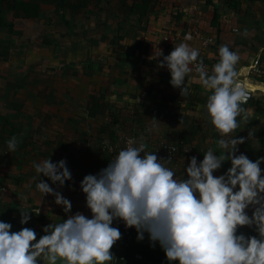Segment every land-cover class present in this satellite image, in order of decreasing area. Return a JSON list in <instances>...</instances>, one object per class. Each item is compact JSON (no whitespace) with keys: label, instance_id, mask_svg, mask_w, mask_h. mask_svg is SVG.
<instances>
[{"label":"crops","instance_id":"1","mask_svg":"<svg viewBox=\"0 0 264 264\" xmlns=\"http://www.w3.org/2000/svg\"><path fill=\"white\" fill-rule=\"evenodd\" d=\"M19 1L35 5V19L40 26L45 23L65 25L67 30L22 34L21 27H30L32 19L13 9L9 2L11 14L20 18L9 21L4 15V20L11 27L1 28L0 35L6 31L11 39L21 34L29 39L40 36L39 41L42 42H65L67 51H72L68 64L62 68L60 60H50L51 54L46 53L45 47V51H38V56L48 58L47 64L37 68V71L43 70L37 80L0 82V90L6 89L5 93L0 91V117L5 121V126L0 123V187L5 189L6 197L3 199L0 193V220L10 222L11 231H18L21 227L34 229L38 239L43 234L42 227L52 220L59 222L77 211L91 217L79 182L84 175L95 174L107 166L110 157L104 151V145L134 133L142 135L151 149L162 139L170 142L173 140L171 137L183 134L171 132L175 131V125L181 126L183 119L181 114L173 115L172 112L173 108L180 109L186 105L187 96L183 98L179 89L170 85L168 70L157 67V60L152 56L155 47L167 55L175 44L181 42L201 48L197 39L184 40L188 31L195 27L196 7L201 0ZM220 1L206 0V6L200 5L201 15L212 9L211 19L215 25L218 18L214 19V11L217 10L218 16L222 13L216 8ZM200 32L211 36L203 30ZM170 35L177 41L168 45L163 37ZM214 37L215 44L200 53L209 68L219 60L218 47L227 43L219 33ZM4 38L8 40V37ZM0 50L6 55V60L14 59L11 46L0 44ZM259 51L252 60L264 57V47ZM30 55L27 52L23 56ZM246 56L244 53L240 56L241 63L247 59ZM251 62L240 65L239 73L247 76ZM11 67L17 72H30L29 65ZM192 75L195 74H189L188 79L189 91H203L198 80L191 79ZM248 79L251 80L248 77L245 80ZM252 81L247 83L259 89L263 86ZM152 118L161 124L158 131L148 132L146 129ZM12 136L17 139V147L10 153L5 141ZM191 156H196L198 161L203 159L200 151L192 155L182 154L167 166L179 173L184 161L186 166ZM44 158L53 162L63 158L67 162L72 180L66 181L64 187L52 185L47 177L41 178L69 199L72 208L68 214L63 212V206L54 203L51 194H46L40 205V193L35 190V180L31 179L37 175L32 164ZM214 175L218 174L215 172ZM19 207L33 211L25 225L19 223ZM112 226L121 232V238L110 249L116 258L113 264H168L159 244L150 247L147 233L143 241H138L134 227L126 228L122 221H114ZM238 232L257 235L247 226L239 228Z\"/></svg>","mask_w":264,"mask_h":264},{"label":"clouds","instance_id":"2","mask_svg":"<svg viewBox=\"0 0 264 264\" xmlns=\"http://www.w3.org/2000/svg\"><path fill=\"white\" fill-rule=\"evenodd\" d=\"M191 39L190 33L184 37ZM218 56L209 69L200 50L185 42L175 44L167 55L155 47L152 56L157 67L168 70L170 85L182 97L189 95V74H195L191 79L198 80L206 93L205 116L219 134L215 150L208 147L199 161L191 156L178 173L167 166L172 155L158 158L156 151L146 150L143 136L129 138L106 167L79 182L90 218L80 211L68 214L69 199L41 178L64 187L72 180L66 160L34 161L37 175L31 179L40 193V205L51 194L68 215L44 225L38 239L34 229L11 231L12 224L0 220V264H113L116 258L110 249L121 238L114 221L134 227L138 241L147 233L150 247L159 244L168 264H264V170L260 167L264 156L253 161L239 152L245 137L235 134L250 121L244 105L252 97L251 86L240 78L237 51L222 44ZM160 124L149 119L146 131H158ZM254 138L251 128L247 139ZM5 144L8 152H14L16 137ZM224 162H230V167L214 175ZM0 193L6 199L3 187ZM19 211V223L25 225L33 211L21 207ZM244 226L257 235L238 232Z\"/></svg>","mask_w":264,"mask_h":264},{"label":"rangeland","instance_id":"3","mask_svg":"<svg viewBox=\"0 0 264 264\" xmlns=\"http://www.w3.org/2000/svg\"><path fill=\"white\" fill-rule=\"evenodd\" d=\"M199 1L200 0L193 2ZM204 1L206 2V0H201L198 3L199 5L196 7L198 15L196 20L194 18L195 21H193L195 26L194 29L198 28L199 30H203V32L209 33V35H211L214 39H216L214 35L219 33L224 38H226L225 41H227V43L225 44H228L230 49L237 51L240 56L243 53L246 54L247 59L242 61V63L239 60L236 65L239 71L241 67L240 65H244L249 60L251 62L253 55L260 52L259 50L264 47V0H222L217 2L216 8L220 9L222 13L219 15L220 18L218 16L216 25L211 19L212 9H207L206 12L204 11L203 15L200 14V5L206 6ZM3 7L4 15H7L9 21L10 19L14 20L20 18V16L17 14L16 16L11 14L10 11L12 10H10L11 6L9 3L5 4L3 1ZM31 21L32 25L30 27L19 26L22 28L20 30L22 34L26 32L28 34L31 33L37 35L39 32L42 34L44 30L46 32H55V30L59 31V29L67 30L65 25H47L45 23V25L41 24L42 26H40L37 19H32ZM200 21H202V25L200 24ZM93 31L97 30L93 29ZM2 34L3 35H0V44L3 46L7 45L8 48L11 46L14 59L10 57L6 60V55L4 53L2 54L0 50V82L5 83L11 80L22 79H28L32 81L37 80L38 77H40L43 73L42 69L37 71V68L40 67L39 65H46L48 59L46 57L43 58L42 55H40V57L38 56V51L40 50L45 51L47 49L46 53L50 52L51 54L50 60L54 58L56 60H60L62 68L65 66V64H68L70 60L72 51H67L68 47L65 46L68 44H65V42H60L57 40H48L49 42H42L39 41V38H41L40 36L39 38L30 37L31 39H29L26 37L27 35L22 34L11 39L9 38V35L6 33V31ZM4 37H8V40H5ZM49 39H51V37H49ZM217 40L220 42L218 38ZM214 44L215 42L210 47H212ZM55 47H57V49ZM54 49L56 51H53ZM27 52H30L32 55L29 57L23 56L26 55ZM21 64L29 65L30 72H27V74L21 71L17 72L11 67L14 65L16 68V66H21ZM48 65L51 66L50 64ZM66 71H68V69H66ZM240 74L241 73H239V75ZM240 78L245 80L246 75L241 74ZM250 81L251 80L249 79L247 80V82ZM0 91L5 93L6 89H1ZM186 100L188 102H186V105L183 108H173L174 110L172 114H181L183 119L181 121V126L179 127L176 123L177 125H175V131L171 132L173 134H176L175 132H182L183 134L177 135L175 138L171 137L173 140L171 139L172 141L170 142L175 143L183 140L187 142L188 145L194 147V152L198 153L200 151L202 155L208 147H212L215 150V140L218 138L219 134L210 125L205 116L203 106L206 100V93H204V90H190ZM244 106L249 110L250 121L248 123H242L240 127L235 130V134L237 137H245V142L238 145L239 152H243L250 160L254 161L257 157L264 156V85L261 86L260 89L255 93V98L252 101L247 102V104ZM177 109L179 110L176 111ZM1 122L4 123L3 126H5V121L2 119V117H0V123ZM242 127L244 128L241 129ZM251 128L253 133H255V138L249 141L247 136L248 131ZM135 135L138 138L139 136H142L139 134V136L137 134ZM161 141H164V139ZM239 152L237 154H239ZM228 167H230V162H224L222 168L216 173L218 175L222 174L223 171H225ZM260 167L262 170H264V162H262Z\"/></svg>","mask_w":264,"mask_h":264},{"label":"built area","instance_id":"4","mask_svg":"<svg viewBox=\"0 0 264 264\" xmlns=\"http://www.w3.org/2000/svg\"><path fill=\"white\" fill-rule=\"evenodd\" d=\"M191 1H198V0H191ZM191 34V37L194 39L199 40L201 48H199L200 53L203 49L209 48L215 41V39L212 36H205L203 35L198 28H192L188 31ZM163 41L166 44H172L177 41L176 37L173 36H165L163 37ZM210 69V68H209ZM194 74V73H193ZM251 80H253V84H263L264 85V57L258 56L252 60V62L248 66V74L247 76ZM250 92L252 94V97L249 98V101H252L255 98V93L259 90V87L256 85H251ZM129 138H138L135 134H129V135H123L118 142H112L109 144L104 145L103 149L108 154L110 159L123 147L126 146V141ZM145 142V141H144ZM146 144V150L147 151H156V154L158 158L164 157L167 158L169 155H172L173 161H176L179 156L182 154L184 155H192L194 153V147L191 145H188L185 141H179L175 143H171L169 141H161L158 145H156L153 148H149V145ZM109 148L111 151H109ZM171 148L176 149L175 153L171 152ZM190 148V149H189ZM189 149L188 152H184V150ZM142 155V154H141Z\"/></svg>","mask_w":264,"mask_h":264},{"label":"trees","instance_id":"5","mask_svg":"<svg viewBox=\"0 0 264 264\" xmlns=\"http://www.w3.org/2000/svg\"><path fill=\"white\" fill-rule=\"evenodd\" d=\"M3 1L0 0V29L3 27H11V25L7 24L4 20V8ZM8 3L11 2L13 9L22 11L27 18L35 19L37 18V9L32 3H25L19 0H7ZM218 18L217 10L214 11V19Z\"/></svg>","mask_w":264,"mask_h":264},{"label":"water","instance_id":"6","mask_svg":"<svg viewBox=\"0 0 264 264\" xmlns=\"http://www.w3.org/2000/svg\"><path fill=\"white\" fill-rule=\"evenodd\" d=\"M105 264H108V262H105Z\"/></svg>","mask_w":264,"mask_h":264}]
</instances>
